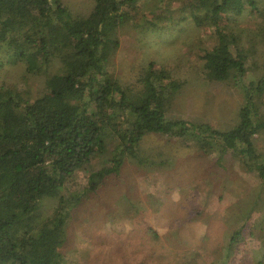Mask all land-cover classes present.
Returning a JSON list of instances; mask_svg holds the SVG:
<instances>
[{
  "label": "trees",
  "instance_id": "obj_1",
  "mask_svg": "<svg viewBox=\"0 0 264 264\" xmlns=\"http://www.w3.org/2000/svg\"><path fill=\"white\" fill-rule=\"evenodd\" d=\"M140 1L95 0L90 12L75 13L63 0H0V70L5 61L16 62L44 77V93L33 99L16 85L0 84V264H72L60 252L59 234L66 235L74 208L128 163L173 164L171 155L157 160L162 149L157 155L144 147L152 135L215 155L222 169L238 161L258 174L264 193V153L255 142L264 133V72L247 78L252 58L233 31L234 15L257 13L264 45V0H191L181 8L192 7V19L213 30L215 45L201 54L206 76L243 92L236 122L225 129L172 115L185 82L155 60L133 84L111 74L120 33L129 25L171 34L160 27L164 0H148L142 8ZM81 174L82 188L76 183ZM242 220L230 249L244 239Z\"/></svg>",
  "mask_w": 264,
  "mask_h": 264
},
{
  "label": "rangeland",
  "instance_id": "obj_2",
  "mask_svg": "<svg viewBox=\"0 0 264 264\" xmlns=\"http://www.w3.org/2000/svg\"><path fill=\"white\" fill-rule=\"evenodd\" d=\"M187 1L190 5L191 0L161 3L159 13L165 18L160 27L169 36L131 25L123 29L109 70L121 82L133 84L143 67L155 60L185 82L172 115L229 128L244 102L243 92L230 81L204 73L202 50L213 47L215 38L213 30L192 19V7L181 10ZM63 2L75 13H88L95 4V0ZM146 4L148 0L140 1L141 8ZM145 16L152 18L154 13ZM257 16L234 15L238 23L233 31L240 45L248 48L254 66L248 79L264 72ZM43 81V76L26 73L21 63L5 61L0 70V84L16 85L27 99L44 93ZM255 142L264 153V133ZM167 144L165 138L152 135L143 145L156 154L162 149L157 160L171 155L173 164L128 163L94 198L72 210L66 235L62 230L59 234L60 252L68 263L181 264L194 259L198 264H264V193L258 174L244 170L238 161H229L222 169L215 155H200L181 143ZM83 177L76 182L81 188ZM238 220L246 224L244 239L239 249H230Z\"/></svg>",
  "mask_w": 264,
  "mask_h": 264
}]
</instances>
